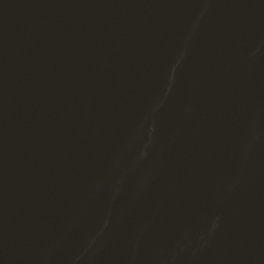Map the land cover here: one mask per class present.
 Instances as JSON below:
<instances>
[{
	"label": "water",
	"instance_id": "obj_1",
	"mask_svg": "<svg viewBox=\"0 0 264 264\" xmlns=\"http://www.w3.org/2000/svg\"><path fill=\"white\" fill-rule=\"evenodd\" d=\"M0 264H264V0H0Z\"/></svg>",
	"mask_w": 264,
	"mask_h": 264
}]
</instances>
